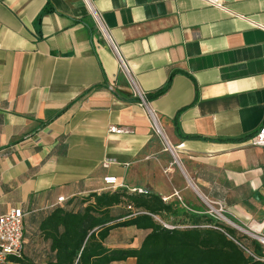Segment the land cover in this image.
<instances>
[{
    "label": "crops",
    "instance_id": "crops-1",
    "mask_svg": "<svg viewBox=\"0 0 264 264\" xmlns=\"http://www.w3.org/2000/svg\"><path fill=\"white\" fill-rule=\"evenodd\" d=\"M93 12L176 148L183 177ZM263 125L264 0H0V215L22 210L24 257L34 262L49 256L41 221L104 189L157 194L179 212L163 220L184 224L199 193L264 234V147L246 145ZM120 231L135 237L124 246L141 240L135 229ZM115 235L108 248L123 246Z\"/></svg>",
    "mask_w": 264,
    "mask_h": 264
},
{
    "label": "trees",
    "instance_id": "trees-1",
    "mask_svg": "<svg viewBox=\"0 0 264 264\" xmlns=\"http://www.w3.org/2000/svg\"><path fill=\"white\" fill-rule=\"evenodd\" d=\"M163 92L158 91L154 97ZM77 205L78 208L71 209L56 207L41 221V239L49 243L45 264H116L128 259H134V264H264L246 256L225 234L258 258H264L260 244L248 236H237L234 229L206 216L199 207L195 208L196 215L184 224L165 222L163 214L177 217L178 210L147 191L139 194L127 189H106L88 194ZM135 212L140 213L133 215ZM162 223L174 228L166 229ZM193 225L213 227H187ZM130 228L142 233L136 247L112 249L105 245L112 232ZM134 241L132 238L130 243ZM10 261L40 264L24 257V248L21 258Z\"/></svg>",
    "mask_w": 264,
    "mask_h": 264
},
{
    "label": "built area",
    "instance_id": "built-area-1",
    "mask_svg": "<svg viewBox=\"0 0 264 264\" xmlns=\"http://www.w3.org/2000/svg\"><path fill=\"white\" fill-rule=\"evenodd\" d=\"M206 4H215V0H204ZM93 20L97 26V29L99 30L102 38L111 46L114 53L119 58V69L121 73L125 76V78L128 81L129 87L131 88V91L136 98V100L139 102V105L141 107L145 106L147 109V116L150 120V128L151 131L154 133V135H159L164 137L165 134L160 126V123L154 114L147 106L145 102V98L143 93L138 89L136 86L131 74L129 73L125 62L120 58L118 51L114 44L111 42L109 33L107 29L103 26L100 17L93 12L92 14ZM110 132L113 133H120L122 132L121 129L116 127H110ZM166 137V136H165ZM164 137V138H165ZM246 145L250 147H264V125L259 128L257 133L249 138L246 141ZM167 150L170 152L171 156L174 158L175 162L177 158V151L176 148L171 146L169 142H166ZM109 184L114 183V180L109 179L107 180ZM106 190V189H104ZM132 193H146L145 190L137 188V189H131L129 190ZM64 201L63 198H58L57 203H62ZM207 207L209 208V211H205L204 214H209L212 218L218 221V219L213 216V213H219L218 215L222 216L221 213L224 212V206L221 203H214L208 201ZM210 204H215L218 206V208L215 210ZM128 210H131V207L127 208ZM140 212H135L133 215L139 214ZM225 213V212H224ZM23 218L24 213L19 208H13L10 209L8 212L0 215V264H15L12 261H10V258H21L23 248H24V233H23ZM223 218V217H222ZM224 219V218H223ZM230 222V221H228ZM162 225L166 229H173V226L167 225L165 223H162ZM189 228H205V227H213L211 225H193V226H187ZM248 237H250L252 240H255L260 246L264 249V234L261 233H255V232H245ZM229 239L234 241L244 252L246 256L252 257L254 260L264 261V258H258L255 256L251 250L246 247L245 245L239 243L237 240H235L233 237H231L228 234H225Z\"/></svg>",
    "mask_w": 264,
    "mask_h": 264
},
{
    "label": "rangeland",
    "instance_id": "rangeland-1",
    "mask_svg": "<svg viewBox=\"0 0 264 264\" xmlns=\"http://www.w3.org/2000/svg\"><path fill=\"white\" fill-rule=\"evenodd\" d=\"M155 136H156V138L159 141L161 149H163V150H165L167 152L166 154L168 155V160H169L168 162H170V165L179 174L178 176H180V177L182 176L183 177V175L181 173V170H180V169H182V163L180 161V156H177V158H176L177 162H175L174 158L171 156L170 152L167 150V147H166V142H168L167 138L165 136H164L165 138L162 137V136H159V135H155ZM159 169H160V172L163 175V178H164L165 182L167 183L168 182L167 178H169V177H168V173H166L167 172L166 169L163 170V171H162V169L160 167H159ZM152 172H153V175L156 173L155 170H152ZM196 204H197V207L203 209L204 212L205 211H209V208L207 207V204H208L207 200L203 196H201L199 193L196 195ZM209 205H211L215 210L218 208V206L215 205V204L212 205V204L209 203ZM223 210L225 212V209H223ZM224 212L221 213L222 216L218 215L219 213L218 214L217 213H213V216H215L218 219L219 222H221V223L225 224L226 226L234 229L236 231V233H237V236H243V235L247 236L245 232H249L248 228L244 227V226H241V225H238L232 219H230L229 216H227L226 213H224ZM206 216H210V215L206 214ZM228 221H230V222H228ZM131 234H133V233L132 232L129 233V232H126V231L125 232L117 231L116 235H115V238H114L116 243H117L116 245L122 244L123 246H121V247L130 246L129 245V239L131 237L135 238L134 235H131ZM124 245H128V246H124ZM117 264H129V261L126 262V263H117Z\"/></svg>",
    "mask_w": 264,
    "mask_h": 264
}]
</instances>
